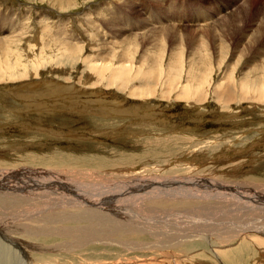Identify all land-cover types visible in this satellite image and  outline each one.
Instances as JSON below:
<instances>
[{"label": "rangeland", "instance_id": "obj_1", "mask_svg": "<svg viewBox=\"0 0 264 264\" xmlns=\"http://www.w3.org/2000/svg\"><path fill=\"white\" fill-rule=\"evenodd\" d=\"M115 10H122L124 16L131 19L135 34L129 33L133 30L125 28L122 32L117 25L108 24V18ZM165 10L169 11L168 14H165ZM172 11L178 18L179 29L193 39L199 37L196 43L198 40L201 42L200 36L203 35L209 40V46L225 47L226 54L221 63L218 61V51L211 49L212 58L218 61L214 63L217 70L211 78L214 86L229 74L237 80L236 83H241L242 73L246 72L249 76L256 75L257 71V74L262 72L256 65L264 60V43H258V40H264V35L260 34V28L264 30V25H260L264 24V0H0V19L7 18L5 29L0 30V39L3 42L7 39L10 32L7 28L12 20L16 24L22 21L24 25H15L13 29L28 32L26 39L19 44L4 42L6 54H11L8 61L16 67V71H8V77L3 78L4 83L0 81V173L14 169L20 171L19 174H28L27 178L31 181L26 177L23 183L21 181L20 194L33 193L30 191L33 190L37 197V193H45V197L43 194L40 196L50 199V194H53V201L50 200L52 207L66 200L93 202L104 196L98 192L99 188L102 191L105 189L104 193L107 191L103 200L117 201V207L131 212L127 218H100L89 225L77 219L58 224L53 221L47 227L39 221L33 226L35 233L18 237L26 247L19 244L7 250L2 245L6 241L0 240V264L2 260L7 261V256L12 259L14 252L19 253L18 264H264V235L255 233L253 226L256 224L252 222V216H261L264 211V106L249 108L250 105L246 103L221 106L216 103L212 93L204 103H198L195 99L189 103L186 99L177 98L179 84L172 91L166 90L165 79L174 77L176 70L177 74L184 70L182 64L175 66L174 55L180 53L181 58H190L199 48L193 53L191 47L186 48L187 51L179 49L178 42L164 43L166 38H170L167 36L162 37L165 47L159 54L154 50L152 40L143 41L146 35L136 36V33L141 30L138 28L153 30L151 26L155 19L159 15L165 18ZM203 15L209 16V19L205 17L203 20L206 22L198 23L197 17ZM233 15L239 18L238 21L231 20ZM218 25L220 28L216 29V34L220 33L224 39L216 46L210 35L212 33L206 29ZM65 29L71 32L69 38L73 45L77 43L82 48L81 53L61 52L53 42V36ZM123 33L128 34L119 36ZM129 35H135L138 40L131 41ZM111 39L117 43L111 56L128 53V58L137 63L155 58L163 62L164 69L172 68L171 72L162 71L163 74L171 73V76L146 79L145 82L137 73H131V83L126 85L119 79L110 82L109 74L103 78L94 73L93 64L88 60L98 56L99 45L110 53L111 48L102 43H105L104 40H108V43ZM251 55L256 56V60L254 58L247 66L244 65ZM149 57L151 59L148 60ZM20 64L23 65L20 67ZM184 66L187 69V65ZM184 72L187 74V70ZM26 73L28 76L23 79ZM182 76L186 87L190 80L187 75ZM11 77L15 81L9 79ZM175 78L182 79L179 75ZM35 80L38 90L33 99H18L9 92L21 83H33ZM174 82L178 83L179 80ZM137 93L143 98L137 99L134 96ZM167 95L170 97L167 98ZM146 178L157 184L158 190H161L162 180L186 181L183 186L192 187L196 193L207 191L202 186L212 182L217 188L235 184L227 191L238 194L237 188H241L240 191L256 189V194L249 197L260 198V202L258 208H251L250 212L241 213L235 210L237 208L226 206L224 212L210 209L207 214L198 210L201 200L193 199L190 204H150L152 206L142 200V204L147 205H144L146 214H149L144 217L142 209H133L140 204L129 199L135 198V191L147 181ZM26 180L27 183H24ZM54 186L67 192L68 198L65 200V195L57 194L58 189ZM111 186L114 188L112 191L108 190ZM95 204L103 209L115 208ZM74 205L67 206L66 211L77 214L80 206ZM30 209L35 210L33 207ZM162 215H165L164 219ZM188 220L191 226H184L182 230L180 225L188 224ZM145 225L151 226L150 229L147 230ZM211 225L226 230L230 227L232 231L238 230L243 234L235 235L229 242L214 239L208 242ZM82 226L86 228V233ZM152 228L159 233L157 237ZM191 229H194L192 234H197L196 239L177 248L170 244L158 250L161 243L167 240L173 242L177 235L175 233L183 234ZM259 230L264 233V228ZM6 233L4 230L0 239ZM95 234L99 238L94 239ZM168 234L171 236L168 237ZM85 241L93 242L83 243ZM76 242H81V246L74 245ZM28 245L33 247L30 249Z\"/></svg>", "mask_w": 264, "mask_h": 264}, {"label": "bare ground", "instance_id": "obj_2", "mask_svg": "<svg viewBox=\"0 0 264 264\" xmlns=\"http://www.w3.org/2000/svg\"><path fill=\"white\" fill-rule=\"evenodd\" d=\"M120 1H123V0H120ZM165 1L168 2V0H165ZM121 7H123V6H121ZM172 8H173V6H172ZM128 9H130V8H128ZM168 12L165 10V14H168ZM130 14H133V13H130ZM246 14H247V12H246ZM159 16L160 17L156 18L154 24L151 26V28H153V30L150 29V31H149L148 28H143V29L142 28H138V29H141V30L138 33H136V36H141V35L144 36V35H146L145 38L143 37L144 38L143 41L152 40V42H154V44H153L154 50L158 51V53L164 51L163 49L165 47V44L164 45L162 44V37H167V36H169L170 38H166L164 43H166V42H170V43L171 42H178L179 43V49L186 50V48L191 47V53H193L196 49L199 48L198 51H195L194 56H192L190 58L189 57L188 58L187 57L181 58L180 53L174 55L173 63H176L175 66H179L180 64H182L183 65L182 67H184V70L182 72H180L178 74H177V70L174 72L177 76L178 75L181 76L182 79H179L180 77L179 78H175L176 75L174 77H172L170 75L171 73L170 74H163V72H162L163 70H167V71L171 72L172 68L168 67L167 69H164L163 68V66H164L163 62L159 61V60H155L154 56H152V58H154V60L142 61L140 63H137V62H135L132 59L130 60L128 58V53H123L121 55L119 54L120 56H115V57L111 56V51L114 48L113 46L115 44V42H113L112 39H111L112 41H110L108 43H107V41L109 39L108 40H104L105 43H102L104 45H108L107 47L111 48L110 49V53L108 51L106 52L107 48H104L103 46L99 45L98 49L100 50V53L98 54V56L95 57L94 59H89L88 60V62H90V64H93L92 69L95 71L94 73L100 74L102 77L107 75V74H109L110 75L109 76L110 77V80H109L110 82H114V80H116V82H117L118 81L117 79H119L123 84H126V85L128 83H131V77H130L131 73H137V76H140L141 79L144 80V81L146 79H151V80L155 79L156 80L158 77L165 76V75H167V76L170 75L171 77L169 79H165V81L167 80L166 81L167 82L166 83L167 87H165V88H167L166 90L167 91H172L173 90L172 88H174L175 85L179 84V86H178L179 89L177 90L178 91L177 98L178 99H186L187 102H189V103H191L192 99H195V101L198 102V103H204L207 100L208 96L210 97V95H211L210 93H212V95L215 97L216 103H218L221 106H226V105L229 106V105H232V104H235V103L236 104H241V105L244 104V103H246V105L249 104L250 105L249 108H256V107L264 106V60L263 59H262L263 61L261 63H258V64L256 63L257 64L256 66H258L259 69L262 70V72L260 71L259 74H257L258 71H257L256 75H249V76H248V73H246V72L242 73L243 76L241 78H243V81L241 83H236L237 80L232 76V74H229L230 73V71H229L228 77L226 78V76H225L226 79H224V78L221 79L220 83L218 85L214 86L213 84H215V83H213L214 81L211 80V78H212V76L214 74V71L217 70L216 67H214V63L218 62L219 60H220V63H221V60L224 59V56L226 54V49H225L224 46H222V47L217 46V43H219V42L222 43V40L224 39L223 36L220 33L216 34V32H217L216 29L220 28L219 25H218V27L216 26L215 28L214 27L212 28V26H211V28L206 29L208 31V33H212V34H210L212 36L211 38L213 39L214 44L217 46V47H211V46H209L210 44L208 45L209 40L207 41L205 36H203V35L200 36L201 42H200V40H198V42L196 43V40L199 37H196L195 39H193L192 37H190L189 35L184 33L182 29H179L178 26H177V23H179V22H176V19H178V18L173 15V11L170 13L169 16H166L165 18H163L161 15H159ZM205 17H206V19H209L208 18L209 16L207 17V15H203V16L197 17L198 18L197 22L198 23L203 22V21L206 22L205 20H203V18H205ZM238 17H239V15H238ZM108 19H109L108 24L117 25L118 28H121L120 31H122V29L127 28V29H129V31L133 30V31L129 32L130 34H133V33L135 34V32H136L135 31V26L131 23V19H129V17L124 16L122 10H115L112 13L111 17H109ZM168 19H171V20L168 21ZM235 19H236V16L233 15L231 17V20H235ZM238 19L239 18H237L236 21H238ZM6 21H7V18H1L0 19V25H2L1 26L2 29H0L1 32L6 27V25H5ZM12 21H11V24H10L9 28H7L10 31V32L8 31L9 32L8 33V37L4 41V42L8 41L10 44L13 43V42H16V43L20 42L23 39H26L25 36L28 35V32H24V31H19L18 32V30H22V29H19V28L18 29H13L15 25L21 24L20 27L24 26L21 23L22 21L21 22L19 21L20 23L18 22V24L12 23ZM212 22L214 23V21H211V23ZM145 23H143V24H145ZM225 23H224V25L227 24V23L226 24ZM219 24H221V22H219ZM260 25H264V24H260ZM187 29H185V30L187 31ZM61 32H59L60 34L57 33L58 35L53 36V37H55L53 42H56V45H58V47L60 48V51L61 52H65V53H73V54L81 53L82 52V48L79 46V44L75 43L73 45L72 41L69 38V35H70L71 32L68 33L69 32L68 29L62 30ZM127 34L123 33V34H119V36L122 35V37H125V35H127ZM260 34L262 36L264 35V30L262 28H260ZM98 35H100V34H98ZM134 36L135 35H129V38H130L131 41L136 42L138 40V38L134 37ZM64 37H68V39H65ZM131 41H130V43H131ZM4 42L0 39V81H3L4 77H6V76L8 77V71H16V67L12 66L9 63V61H8V58H9V56L11 54H6L7 51H6V49H4L5 48L4 45L6 43H4ZM125 43H126V41H125ZM258 43H259V45H262L264 43V40H258ZM31 45H33V44H31ZM120 45L121 44H119V46ZM206 45H208V46H206ZM245 47H246V45H245ZM249 47H250V45H249ZM176 48H177V46H176ZM200 48H203V49L205 48V49H207V51H203V49L201 51ZM252 48H254V47L252 46ZM48 49H49V47H48ZM139 49L141 50V48H139ZM179 49H177L178 52H180ZM211 49H215V50L218 51V53H217L218 54V61L212 58ZM147 50H148V48L146 49V51ZM174 50L176 51V49H174ZM244 52H245V50H244ZM143 54H144V51H143ZM166 54H167V52H166ZM13 55H14V52H13ZM169 56H171V55H169ZM63 57H66V55H63ZM255 57L256 56L251 55L249 60L244 65L247 66L248 62L249 61L252 62V60ZM156 58H157V56H156ZM149 59H151V58L149 57L148 60ZM255 60H256V58H255ZM220 63H219V65H220ZM240 64H241V62H240ZM22 65L20 64V67ZM184 65H187V69L185 68ZM218 66H217V68H218ZM38 67L39 66L37 65L36 68H38ZM253 67H255V65ZM10 68H13V69H10ZM22 68L24 69V66ZM185 70H187V74H186V72H184ZM236 70H237V68H236ZM164 72H166V71H164ZM182 74L187 75V79L190 80V81H188V85L186 87H184L185 86L184 85L185 82L183 81ZM233 74H234V72H233ZM126 75H127V78H126ZM27 76H28V74L26 73L25 75L22 76V78L25 79ZM114 76H115V78H114ZM9 79H13L14 80L15 78L11 77ZM176 79L179 80L178 83L174 82ZM206 79L208 80L207 84H205ZM134 80H135V78H134ZM239 80L240 79H238V81ZM3 83H4V81H3ZM53 83L56 84V85H61L59 83H55V82H53ZM40 84H42V83H40ZM147 84H150V83H147ZM37 85H38V82L36 80L33 83H23V84L21 83V84L15 86L14 88L12 87L13 89H11V91H9V92H11L13 94V96H16L18 99H20L21 97L33 99L34 96L37 94V90H38ZM175 88H177V87H175ZM123 89H126V88H123ZM127 89H129V88H127ZM67 91H69V90H67ZM167 91H165V93L170 94ZM102 94H104V93H102ZM189 94H193V95H196V96L193 97V95L190 96ZM61 95H62V93H61ZM75 95H73V97H75ZM98 95H99V93H98ZM135 95H136L137 99L138 98H143V96L140 93L134 94V96ZM162 95H163V93H162ZM169 97H170V95H167V98H169ZM167 98H166V100H167ZM63 101H62V103H63ZM44 102H45V100H44ZM234 115H237V114L234 113ZM0 171H1V169H0ZM6 171H9V172H6ZM6 171L2 172V174L0 173V234L3 233L4 230L7 233L4 235V238H2L0 240L6 241V242H3L2 245L4 247H6L7 250L10 249V248H14L16 246H19V244L22 245L23 247H26L25 246V242L23 243L22 240H20L18 237L25 236L26 234L35 233L36 230L33 228V226H34V224H38L39 221H42V223H44L47 227L50 226L49 224L54 223L53 221L57 222L56 224H58V223H60L62 221L64 223L65 220L71 221V220H77V219H79L81 223L85 222V223H87L89 225V224L94 223L95 221H97V219H100V218H113V217H115V218H127L131 214V212H128L123 207H117L116 206L118 204L117 201L109 202V201L103 200L102 198H104V196L107 193V191H106V193H104L105 189L102 191V189H99V188H98V192L100 191L104 196L94 199L95 201H93V202H87V201H82V200L80 201L79 200L76 203V201L70 200L71 202H69V201L66 200V198H68L69 195H68L67 192H65V191L62 192V191L59 190V189H62V188H60L61 185H60V187L54 186L55 188L58 189V191H56L57 194H59V192H60L62 195H65L64 198H65L66 201L57 202L56 207L55 206L52 207L51 203H53L52 202L53 201L52 199H53V196H54L53 194H50L52 199L48 198V196L46 198H42L40 196V194H43V196H44L45 193H37V195H38V197H37L35 195V191H33V190H30L33 193L27 194V193L22 192L20 194V191H21V184L20 183H21V181L23 183V180H25V177L27 178V176H29L28 174L27 175L19 174L21 172L20 171L16 172V170H14V169L13 170L8 169ZM30 172H31V170H30ZM31 174H32V172H31ZM35 175H32V176H35ZM39 175H40V173H39ZM148 179L149 178H146L147 181L142 183L141 184V188L140 189L138 188L135 191L136 192V195L134 196L135 198L132 199V197H131L129 199V201H131V202L140 204V205H136L133 209L135 210V208H138V207L140 209H142L143 212H144L143 213L144 217H147L149 215V214L148 215L146 214L147 213L146 212V207H145V206H147V205H145L146 203L142 204L144 201L149 203L148 204L149 206H152L150 204H154V205H156V204H159V205H162V204L163 205H165V204L171 205V204H173L174 205L175 203L190 204V202H193V199H195L196 201L201 200L202 202L201 201L198 202L200 207H201V208H198V210L200 212H206L207 214L209 213L208 211H210V209L224 212L225 209H226L225 208L226 206H228V207L231 206L233 209L237 208L235 210H239V211H241V213H244L245 211L250 212L251 208L256 210L258 208V204L260 202V198L258 197V195H257V198H259V199H257V200L251 198L253 195L251 197H249L250 194H254V193L256 194V192H255L256 189L255 190L252 189V191L250 189H247V190H250V191H244L246 189L242 188L243 190L240 191L241 188H239V189L237 188L236 189V186H235V188L234 187H232V188L238 190V194H236V191H232V190L227 191L228 188H230V186H234L235 184L234 185L233 184L232 185H225L226 188H217L218 186L216 187L215 185H213L215 183L212 182L210 185H204L206 187L202 186V189H204V190L208 189L207 191H202V192L196 193V190H194L192 187H190V186L187 187L188 185L185 186L186 185V183H185L186 181L184 183H181V182H175V181H169V180L168 181L162 180L160 182L161 190H158L157 184L149 181ZM27 180L31 181V179H29V178H27ZM27 180L24 181V183H27ZM188 181H190V180H188ZM183 184H185L184 185L185 187L183 186ZM134 185H136V184H133V186ZM217 185H219V184H217ZM112 187L113 186H111L110 189H108V190L112 191V189H114ZM129 189H130V187H129ZM129 189H127V190L129 191ZM198 189H201V188H198ZM89 191L90 190H88V192ZM239 191L242 192L243 194H241ZM244 196H246V197H244ZM245 199H247L246 200L247 202L244 201ZM50 200H52V201H50ZM142 200H144V201H142ZM187 200H189V201H187ZM88 201H92V200L88 199ZM251 201H255V202L252 203ZM210 202H212V203H210ZM72 203L76 204L78 207L80 206L79 208H80L81 211L79 210V212L77 214H70V213H68V211H66V209L69 208L67 206H73V207L75 206ZM95 203L102 204V205L105 204L106 206L112 205L115 208L113 210L112 209H103L99 205H96ZM52 205H54V204H52ZM27 206L28 207L32 206L33 208H35V210L30 209L32 207L27 208ZM57 208H64V209L63 210H60V209L58 210ZM202 210H204V211H202ZM262 211H263V209H262ZM140 213H142V212H140ZM164 213H166V210L163 211V214ZM217 213H219V212H217ZM228 214H230V213H228ZM175 215H177V214H175ZM164 216L165 215H162V219H164ZM197 216H199V215H197ZM197 216H196V218H197ZM244 217H245V215H244ZM166 218H167V215H166ZM222 218H220V219H222ZM148 219H149V217H148ZM32 222H33V225H31ZM252 222H254L256 224L255 226H253L255 228V233L260 234V235H264V233L260 232V230H259L260 228H264V211L261 213V216H259V215L252 216ZM248 223H249V221H248ZM189 224H190V221L188 220V224H184L183 225V223H182L180 225V227L182 228V230H184V228H183L184 226H187V227L191 226ZM227 225H228V223H227ZM82 227H83L82 230L85 232L86 228L84 226H82ZM149 227H151V226L145 225V228L147 230H148ZM47 230H49V229H47ZM152 230H153V228H152ZM193 230L192 229L191 230H187L186 232H183V234L181 232L175 233L177 235L175 236V239H173V242L170 243V242H167L168 241L167 240L164 243H161V244L158 243V244H160L158 250L164 249L163 247H168L170 244L173 245L174 248H177V247L181 246L182 244L191 241L192 239H196L195 235H197V234H194V233L192 234L191 233ZM228 230H231L230 227L226 230V229H220L219 227H214L213 225H211V229L209 231L210 235H208V237H207L208 238V242L212 241L211 239L220 240V241H228V240L230 241L232 238H234L235 235L243 234V233L239 232L238 230H234V229H233V231L232 230L228 231ZM86 231L89 232L88 230H86ZM84 232H82V233H84ZM153 232L155 233V235L156 234L159 235V233H156L154 230H153ZM131 234H133V233H131ZM178 234H180V235H178ZM201 234H202V232H201ZM205 235L207 236L206 233H205ZM169 236H171V234H168V237ZM156 237H157V235H156ZM16 238L19 239V240H17ZM97 238H99V235L95 234L94 239H97ZM257 241H258V239H257ZM257 241L255 240V242H257ZM88 242L90 243V242H93V241H85L83 243H87L88 244ZM78 243L79 242H76V243H74V245L81 246L80 244H82V243L81 242L79 244ZM28 247L31 249L33 246H29L28 245ZM62 249L63 248H61L60 250H62ZM9 251H11V250H9ZM28 251H29V249H28ZM11 256H13L12 259L9 256H7V261L6 260H2V264H18V261H19L18 259L20 257L19 253H15L14 252V253L11 254ZM0 263H1V261H0Z\"/></svg>", "mask_w": 264, "mask_h": 264}]
</instances>
